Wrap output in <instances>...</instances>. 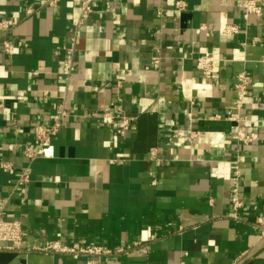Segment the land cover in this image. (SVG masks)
<instances>
[{
    "label": "crops",
    "instance_id": "obj_1",
    "mask_svg": "<svg viewBox=\"0 0 264 264\" xmlns=\"http://www.w3.org/2000/svg\"><path fill=\"white\" fill-rule=\"evenodd\" d=\"M83 1L48 8L46 0H0V19L17 21L12 40L28 44L13 56L0 49V199L5 218L27 233L23 250L0 252V264L85 263L33 250L56 241L128 250L103 264H264L255 228L264 218V11L245 20L235 0H186L185 12L175 10L179 0H98L76 48L74 80L99 91L71 88L54 157L31 162L25 153L39 148L35 127L52 126L67 87L59 77ZM26 7L37 12L27 17ZM203 53L221 60L213 81L196 69ZM244 71L250 94L237 123L231 108ZM120 107L137 119L124 139L87 118ZM189 116L200 139L174 147ZM237 125L258 140L240 143ZM27 166L31 182L15 190ZM236 191L245 203L239 221Z\"/></svg>",
    "mask_w": 264,
    "mask_h": 264
},
{
    "label": "built area",
    "instance_id": "obj_2",
    "mask_svg": "<svg viewBox=\"0 0 264 264\" xmlns=\"http://www.w3.org/2000/svg\"><path fill=\"white\" fill-rule=\"evenodd\" d=\"M61 0H46V6L48 8H57ZM98 0H84L82 2L81 13L78 17L73 19V34L70 38V47L66 48V58L64 64V72L59 77L67 84L66 90L61 93L57 98V113L54 115V123L50 127L44 125H37L35 127V137L38 141L39 148L36 151L27 150L25 155L31 161L34 162L38 159H52L54 157V138L58 136L62 130L63 123L70 117L69 98L71 88H81L99 91L97 88H90L87 86L86 80L81 82H75L76 68L74 66L75 52L79 41L87 34V23L91 16L96 12V3ZM239 8L243 11V17L248 20L252 15L261 16L263 14V7L258 0H235ZM188 8L186 0H179L175 3V10L178 12H185ZM37 12L34 7H26L25 14L27 17L33 16ZM115 9L111 6H107L105 13H114ZM159 16L163 14L160 11ZM17 21L14 17L5 16L0 19V49L9 56L15 55L17 50H21L28 47V44L23 42H16L12 40L13 32L16 29ZM235 29H233L234 31ZM236 31V30H235ZM218 58L212 53H203L197 60L196 69L200 75L208 81L216 79L215 67L220 62ZM155 65L160 64L159 55L153 58ZM210 84L200 85L204 95H209L211 91ZM251 77L247 72L240 73L236 78V84L234 90L236 93L231 116V121L239 123L241 118V111L246 106V100L250 94ZM184 91V86H183ZM198 93L200 89H197ZM190 117V116H189ZM87 118L95 120L97 123L102 124L104 127H113L115 134L120 138H126L127 134L133 129L136 117L129 116L125 113L123 108H118L115 114L105 112L89 113ZM237 138L240 143L251 144L258 140L256 133L247 134L241 131L239 125L235 127ZM201 132L196 130L193 126V120L190 117L188 122V128L186 130L176 131L174 134L175 141L172 142L174 147L181 148L187 143H193L200 139ZM153 157L157 156V150L152 151ZM157 165H162V160H156ZM1 168L5 173L12 170V165L2 163ZM31 182V168L27 166L20 177L13 182V188L15 190L21 189L27 186ZM232 182L238 187L242 182V170L239 164L234 166ZM236 195L231 199L232 219L239 221L240 212L245 209V203L236 191ZM6 201L0 199V252H17L20 253L23 250V245L27 237L23 225L20 221L8 220L4 216V210ZM255 228L261 231L262 238H264V218L259 217L256 220ZM154 240V238H152ZM141 246L140 243L134 245V248ZM130 248L129 250H131ZM34 251L42 252L45 254H60L71 257L74 260L84 258V264H103L106 258L126 253L124 249L120 251H112L102 246L94 247H82L76 243L71 245H65L61 242H51L45 247L34 248Z\"/></svg>",
    "mask_w": 264,
    "mask_h": 264
},
{
    "label": "bare ground",
    "instance_id": "obj_3",
    "mask_svg": "<svg viewBox=\"0 0 264 264\" xmlns=\"http://www.w3.org/2000/svg\"><path fill=\"white\" fill-rule=\"evenodd\" d=\"M188 86V85H187ZM200 93V92H199Z\"/></svg>",
    "mask_w": 264,
    "mask_h": 264
}]
</instances>
